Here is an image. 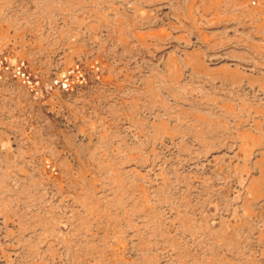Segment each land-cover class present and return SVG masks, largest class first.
<instances>
[{
    "label": "rangeland",
    "instance_id": "374dc122",
    "mask_svg": "<svg viewBox=\"0 0 264 264\" xmlns=\"http://www.w3.org/2000/svg\"><path fill=\"white\" fill-rule=\"evenodd\" d=\"M0 264H264V0H0Z\"/></svg>",
    "mask_w": 264,
    "mask_h": 264
},
{
    "label": "built area",
    "instance_id": "2783aa9c",
    "mask_svg": "<svg viewBox=\"0 0 264 264\" xmlns=\"http://www.w3.org/2000/svg\"><path fill=\"white\" fill-rule=\"evenodd\" d=\"M26 68L23 62L18 63L15 67H11L7 57L4 56H2V60L0 61V73H13L15 76L25 77Z\"/></svg>",
    "mask_w": 264,
    "mask_h": 264
}]
</instances>
